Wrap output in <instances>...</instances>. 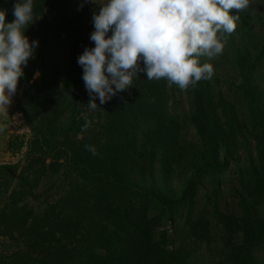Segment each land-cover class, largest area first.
<instances>
[{
  "label": "trees",
  "instance_id": "trees-1",
  "mask_svg": "<svg viewBox=\"0 0 264 264\" xmlns=\"http://www.w3.org/2000/svg\"><path fill=\"white\" fill-rule=\"evenodd\" d=\"M15 3L0 0L9 22L15 19ZM99 8L85 3L73 8L71 0H33L25 34L43 38L36 29L39 22L51 32L52 42L44 40L30 59L14 95L13 111L22 115L31 137L21 162L0 164V264H192V244H211L214 226L222 230L226 264H262L264 88L258 71L264 63V41L254 55L238 40L240 34L252 36L250 11L239 12L235 32L223 33L222 54L233 59L246 119L232 98L215 92L211 80H201L189 87L193 111L181 121L171 111L168 82L140 73L124 96L103 104L105 121L99 127L87 116L91 97L77 62L85 48L95 46L89 37ZM50 12L53 20L46 19ZM67 40L71 52L62 77L59 49ZM37 72L40 76L34 79ZM215 84H220L218 78ZM59 89L62 102L54 105ZM187 127L194 128L199 144L183 137ZM88 146L95 148V155ZM241 152L246 168L238 180L235 214L220 205L219 177L242 161ZM70 158L73 162L67 165ZM80 166L87 184L41 201L47 178ZM180 168L188 177L175 198L164 193L159 176L168 182ZM204 177H210L212 189L197 211ZM97 185L103 189L93 199L83 193ZM154 201L163 207L155 213ZM31 202H41L42 209ZM166 208L174 210V223L184 210L188 240L173 249L165 234L156 235L165 223ZM173 231L170 225L168 232Z\"/></svg>",
  "mask_w": 264,
  "mask_h": 264
},
{
  "label": "clouds",
  "instance_id": "clouds-1",
  "mask_svg": "<svg viewBox=\"0 0 264 264\" xmlns=\"http://www.w3.org/2000/svg\"><path fill=\"white\" fill-rule=\"evenodd\" d=\"M94 3V0H84ZM250 0H106L94 13V31L78 57L83 69L89 107L109 102L129 89L140 73L148 80L164 79L168 86L187 90L211 80L214 66L201 62L223 54V33L237 29L239 12ZM83 5H81V8ZM237 10L233 15L230 10ZM7 20L0 9V110L12 103L25 67L34 59L39 40L25 34L33 18V0H16ZM111 35L109 36V33ZM220 34V35H218ZM37 72L34 79L39 78ZM87 127V125H85ZM93 155L96 150L88 146Z\"/></svg>",
  "mask_w": 264,
  "mask_h": 264
},
{
  "label": "rangeland",
  "instance_id": "rangeland-1",
  "mask_svg": "<svg viewBox=\"0 0 264 264\" xmlns=\"http://www.w3.org/2000/svg\"><path fill=\"white\" fill-rule=\"evenodd\" d=\"M84 4V0H71V6L73 8H76L79 4ZM104 3H106V0H94V3H85L89 7H101ZM249 10L250 14L252 16V27L253 32L251 33L252 36H243L240 34L238 37L239 43L241 47H249L250 50L254 55H256L262 46V43L264 41V1L263 0H250L249 6L244 9ZM230 13L234 15L233 10H230ZM46 19L53 20V14L50 12L47 14ZM47 26L45 24H40L39 22L36 24V29L38 33L41 35L39 38L37 36H33L30 38V40H39V47L36 49V51L42 47V44L44 43V40L52 42V34L50 31L46 30ZM71 52V43L69 40L64 42L59 49V57H60V63H61V73L62 77L64 76L66 69H67V63ZM201 60L203 62L211 63L214 66V75L211 79L212 83L214 84V90L215 92L223 91L228 97L232 98L233 101H235L244 118L246 119V111L243 104V101L241 99V95L236 91V86L239 83L238 75L234 67L233 59L231 57L223 58V55H220L214 59L209 60L207 57H201ZM220 80V84H215L216 79ZM258 78L261 82L263 88H264V63L261 64L259 71H258ZM235 83V84H233ZM235 85V86H234ZM127 89L124 92L118 93L117 95H125L128 91ZM170 91V106L171 111L174 115L177 116L178 119L181 121L186 120V118L191 114L193 111V103H192V96L190 94V89L187 90H180L176 85H172L169 87ZM62 102V94L61 89L57 92L55 96V104L58 105ZM96 103L98 104V107L93 110L91 109L87 116L89 119H93V121H96L98 126L105 121L104 118V110L103 105L99 104V100H96ZM69 118V113L66 114L64 119V124L67 125ZM95 129H97V127ZM183 137L195 144H199V138L197 136L196 131L193 127H187L183 130ZM79 138H82L80 136ZM242 154V161L240 163H232L226 171L220 175L219 181H220V205L221 207L228 211L233 212L235 214L239 213V208L237 206V200L235 198L236 196V190L238 188V180L242 175V171H245V161H244V152H241ZM71 157V156H70ZM22 161V160H21ZM20 161V162H21ZM71 158L69 162L70 164ZM79 163V162H78ZM83 164V161L82 163ZM70 166V165H69ZM81 167V168H80ZM79 170L70 169L68 167V170L62 172V174L50 176L47 178L45 183L40 188V193L42 195L41 201L45 200H55L61 196H65L67 193H69L71 190H77L79 189L83 184H87L84 174H83V168L80 166ZM187 174L184 173V170L180 168L177 173H175L168 182H162V178L159 176L160 179V185L167 195H172L175 198L178 196H181L182 190L185 187L186 180H187ZM102 190L103 186L97 185L93 186L89 191H85L83 193L88 194L91 199L94 198V194L96 190ZM211 180L210 177H204L201 180L200 183V190L198 192V206L197 211H200L203 208V205L205 204V196L211 192ZM97 190V191H98ZM31 205L33 207L40 211L42 208L41 202H31ZM162 205L154 201L152 205V212H158L160 209H162ZM173 209L166 208V220L164 225L157 230L156 235L157 237H161L163 234L166 235V241L170 249H173L176 245H178L181 241L186 239L188 237L186 230L183 226L184 216L183 212L184 210L180 209L181 215L178 216L176 219V222L171 218V214L173 213ZM172 225L174 227L173 233H169V226ZM216 225V223H215ZM213 233H214V240L211 242V244H201V245H195L192 244V247L195 249L194 258L192 261V264H226L224 259V247L222 243V230L218 226L213 227ZM188 240V239H186ZM1 250V247H0ZM259 258L261 260V263L264 264V248L259 253Z\"/></svg>",
  "mask_w": 264,
  "mask_h": 264
},
{
  "label": "crops",
  "instance_id": "crops-1",
  "mask_svg": "<svg viewBox=\"0 0 264 264\" xmlns=\"http://www.w3.org/2000/svg\"><path fill=\"white\" fill-rule=\"evenodd\" d=\"M14 103L15 97L8 109L0 110V164L23 160L31 137L22 115L13 111ZM14 142L16 146H13Z\"/></svg>",
  "mask_w": 264,
  "mask_h": 264
}]
</instances>
